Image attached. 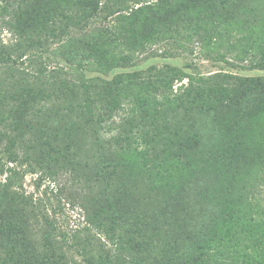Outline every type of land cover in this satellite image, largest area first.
I'll return each instance as SVG.
<instances>
[{"label":"trees","instance_id":"trees-1","mask_svg":"<svg viewBox=\"0 0 264 264\" xmlns=\"http://www.w3.org/2000/svg\"><path fill=\"white\" fill-rule=\"evenodd\" d=\"M0 3L17 5L19 11L22 7L28 10L25 14L17 12L14 23L9 24L19 41L14 45L0 43V71L2 67L10 70L8 65L23 63L30 49L40 48L50 39L58 44L54 54L77 73L70 84L60 80L58 74L50 78L37 74L34 80L23 78L18 82L11 79L7 86L0 82V176H4L0 181V264H264V212L252 202L256 183L264 175V76L218 73L207 79L196 78L175 65L150 70L145 76L139 71L112 75L129 59L117 56L119 47L128 51L139 49L151 35L156 19H178L194 10V0H0ZM95 17L110 18V24L86 29ZM29 19H34L37 25H30ZM72 31L79 35L71 36ZM207 32L206 39L211 36L212 40L215 34L216 45L224 41L219 31ZM229 53L239 66L247 61L245 69L264 71V36L252 28L246 30L244 38L237 39V44H232ZM184 79L187 84L182 86V94L174 98L175 104L181 105L185 112L195 110L201 118L211 119L214 110L223 111L218 136L205 149L199 142L202 135L189 136L191 129L187 127L176 124L170 135L163 134L158 126L160 112L151 108L157 94H166L170 100L174 83ZM52 94L72 98L80 94L82 103H77V107L89 116L99 113L102 119H107L123 104L131 102L137 105L141 121L151 118L155 130L151 138L147 131L136 136L138 132L133 134L131 128L126 130L129 134L118 137L120 146L125 151L131 150L124 163L116 164L133 165L136 178L143 177L160 187L169 186L176 195L180 185L183 200L193 201L194 207L185 206L183 200L173 197L161 207L171 220L166 224L171 228L168 231L178 233L173 234V239L168 240L165 231L154 238L143 232L141 211L127 189L128 193H123L131 195L124 205L115 196H106L104 204L95 205L93 211L84 214L85 221L109 241L111 250L98 249L94 253L75 238L82 263L68 262L60 247L48 244H43L46 248L41 249L39 256L35 255L26 242L20 219L29 207L36 209V206L21 192L26 172L19 167L27 160L19 159L16 145L21 135L36 130L38 145L45 152L33 160L34 165L27 162L26 171L36 173L38 167L51 177L57 175L55 166L64 163L60 157L65 155L55 148V134L47 131L44 123L42 126L43 120L39 117L42 121L33 123L40 105L49 101ZM243 113H246L244 123L238 117ZM187 125L194 126L191 121ZM162 127L168 130L166 124ZM44 155L49 161L44 160ZM135 155V160L131 159ZM104 173L100 168L95 176ZM170 202L175 203L172 209ZM182 207L192 212L206 207V213L198 218V226H194L193 218L184 219Z\"/></svg>","mask_w":264,"mask_h":264},{"label":"rangeland","instance_id":"rangeland-1","mask_svg":"<svg viewBox=\"0 0 264 264\" xmlns=\"http://www.w3.org/2000/svg\"><path fill=\"white\" fill-rule=\"evenodd\" d=\"M194 1V10L186 12L178 19H156L152 24L151 35L143 40V46L139 49L128 51L124 47H119L116 50L117 56H128L129 59L115 69L112 75L139 71L145 76L150 70L155 71L165 65H175L196 78L207 79L218 73L239 77L264 76V71L245 69L247 61L239 66L238 61L233 59V54L229 53L232 50V44H237V39L244 38L248 28L264 36V0ZM0 4V43L14 45L19 40L12 33L9 24L14 23L17 12L25 14L28 10L22 7L19 11L17 5ZM3 6L6 10L2 9ZM110 20V18L101 20L100 17H95L89 21L86 29L108 25ZM28 22L33 26L37 25L34 19H29ZM209 29L214 32L219 31L223 35L224 41L220 46L215 44V34H212V40H210L211 36L208 39L205 38ZM70 35H79V32L72 31ZM212 42L213 45H210ZM57 46L58 44L54 41L47 39L42 47L30 49L23 63L8 65L11 67L10 70H3L5 68L2 67L0 82L7 86L11 79L18 82L23 78L34 80L37 74L47 78L58 74L60 80L70 84L72 79H76L77 73L63 59L54 54L53 51ZM186 84L187 79L175 82L170 100L166 99L169 97L166 94H157L151 108H156L157 112H160L158 126L163 134L170 135L176 124L183 128L187 127L191 129L189 136L196 133L202 135V141L199 142L205 149L218 136L217 132L222 127L219 120L222 118L223 111L214 110L211 119L201 118L195 110L185 112L181 105L175 104L173 100L182 94V86ZM52 95L49 101L40 105V111L37 116H34L33 123L43 120L42 126L44 123L47 131L55 134L57 140L54 144L55 148L65 155V158L60 157L64 163L55 166L57 175L51 177L38 167L35 168L36 173L26 171L27 162L34 165L33 160L41 158L45 152L38 145L40 142L37 139L36 130L25 132L18 138L16 145L19 159L27 160V162L23 161L22 167H19L21 172L24 170L26 172L21 192L31 198L36 206V209L29 207L27 214L22 215L20 219L25 228L26 242L32 247L35 255L39 256L41 249L46 248L43 244H48V247H60L68 262L82 263L83 257L78 251L79 245H75V238L80 244L85 243L94 253L98 252V249L111 250L109 241L84 219L85 211H93L92 208L95 205L104 204L106 196H115L116 199L121 200L120 204L124 205V200L132 194L134 200L132 202L136 203L141 211L140 217L145 226L143 232L148 237L154 238L158 237L156 234L162 236V232L165 231L167 239H173V234L178 233L168 231L171 228L166 224L171 220L165 217L161 207L173 197L183 200L184 191L180 189V185L176 190L179 195H176L171 192L169 186L160 187V185L149 183L145 178L142 179L143 177L136 178L133 165L127 164L122 167L116 164V162L124 163L131 150L125 151L120 146L118 137L129 134L126 130L131 128L133 134L138 132L136 136L147 131L151 138L155 131L151 125V118L141 121L137 105L131 102L123 104L110 118L102 119L99 113L89 116L77 107V103H82L80 94L75 98L71 95V98ZM238 117L244 123L246 113ZM189 121L194 125L192 128L187 125ZM130 122L133 125H130ZM165 124L168 130L162 127ZM11 136L14 137L15 132H12ZM49 153L52 156L55 155L52 151ZM135 157L136 155L131 159L135 160ZM44 158L46 162L49 161L46 155ZM137 161H139L138 157ZM100 168H103L105 173L101 177H96L95 172ZM105 174H108L107 177L104 176ZM3 178L4 176H0L1 182ZM127 189L131 194L123 193V191L128 193ZM253 191L255 200L252 202H256L259 210L264 212V175L256 183ZM189 196L193 197L192 194ZM174 204L171 203L169 208L172 209ZM183 204L194 207L193 201L183 200ZM180 210L182 215H186L184 219L190 221L188 218H193L191 220L194 226H198V218L206 213V207L199 208V212H192L185 207ZM166 227L168 228L165 229ZM62 235L64 238H61ZM48 240L51 243L47 242ZM189 246L188 243V248ZM26 253L27 251L24 252Z\"/></svg>","mask_w":264,"mask_h":264}]
</instances>
